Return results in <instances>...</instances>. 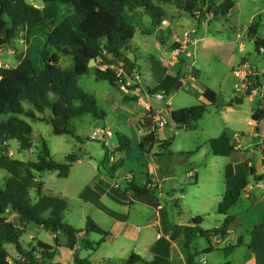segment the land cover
<instances>
[{
	"label": "trees",
	"instance_id": "trees-1",
	"mask_svg": "<svg viewBox=\"0 0 264 264\" xmlns=\"http://www.w3.org/2000/svg\"><path fill=\"white\" fill-rule=\"evenodd\" d=\"M41 8L27 0H0V47L12 44L18 30L23 32L25 49L16 54L14 67L0 66V168L9 175L0 188V264H62L55 261L56 249L60 245L58 236L64 235V244L68 249L79 245L81 249L95 250L109 235V232L97 225L89 216L85 225L77 229L64 221V212L68 205L60 195L44 193L43 182L38 180L34 171H56L59 177H67L71 163L79 156L70 153L65 162L54 161L45 143L36 161L12 158L8 152L7 141L16 139L19 149L29 150L33 144L32 127L20 117L31 120L46 121L56 135L74 134L70 120L85 113L95 118L104 117L98 110L95 98L78 86V76L92 71L97 80H106L116 85L115 71L111 65L122 62L125 73L137 70L135 61L129 59L125 49L135 33L131 17L126 10L133 11L142 7L153 20L159 23L165 18L162 4L173 5L198 23L207 18V25L219 17L228 18L236 8V0H42ZM257 22L250 23L248 34H255ZM161 41V39H158ZM255 48L264 56V40L255 39ZM105 52V53H104ZM108 54L110 56H108ZM60 55L72 56L70 68L59 65ZM94 59L96 64L89 67ZM106 64L104 69L99 65ZM254 70V69H253ZM256 72V70H254ZM138 72V71H137ZM180 76L165 75L160 83L148 88L149 93H161L168 97L180 87ZM247 92L260 89L261 84L256 75L248 76ZM205 102L193 106L171 110L170 118L176 128H188L200 120L207 112L208 106L215 102V92L209 88L203 91ZM129 98L128 96L124 97ZM27 105V106H25ZM49 110V116L44 111ZM153 113L146 111L139 121L143 127L153 125ZM264 117V108L258 104L252 113L255 131ZM171 139L162 140L160 148L170 146ZM151 130L145 135L139 148L146 153L157 142ZM125 136L119 135L116 151L129 153L130 148ZM211 152L216 156H228L236 150L231 138L225 133L208 141ZM264 168V144L259 146ZM189 153V152H188ZM108 152L105 151L99 161L98 170L113 178L116 169L122 166L120 160L109 165ZM247 174L228 186L217 205V213L224 215L220 226L204 230L201 228L202 216H196L188 224H174V230L182 233L188 250L186 264H196L194 258L200 252L193 248L196 237L208 238L212 235L224 236L235 217L228 214L236 204L244 189L252 181L264 180V172L258 174L252 164H248ZM234 174L232 164H227L224 177ZM147 181L143 185L128 184L133 193L148 192ZM17 215L19 224L7 219L6 209ZM34 223L54 235L53 244L35 239V243L25 247L21 240L23 226ZM100 235L97 241L91 240L89 234ZM6 244L14 247L16 256L6 249ZM231 248V246H230ZM210 247L203 251L209 250ZM141 262L143 264H173L169 259L155 255L150 260L131 253L126 264ZM70 264H91L87 258H80L75 252Z\"/></svg>",
	"mask_w": 264,
	"mask_h": 264
},
{
	"label": "rangeland",
	"instance_id": "rangeland-1",
	"mask_svg": "<svg viewBox=\"0 0 264 264\" xmlns=\"http://www.w3.org/2000/svg\"><path fill=\"white\" fill-rule=\"evenodd\" d=\"M28 2L42 4V0H27ZM170 4H162V9L165 11V18L168 20V25L159 23L153 20L152 16L145 12L144 8L138 7L133 11L126 10L130 15L131 22L134 25L135 33L133 38L127 44L125 54L127 57L135 61L140 74V81L136 86L130 87V92L127 94L121 91L118 86L111 85L106 80H97L92 76V71L81 75L77 79L79 87L90 93L96 100L98 110L104 112V117L95 118L89 113H85L70 120V126L74 134L78 135L77 139L72 134L56 135L52 132L51 126L46 121L31 120L28 117L21 115L26 119L32 127L33 144L29 150L19 149V144L16 139H9L7 141L8 152L12 158L27 161H36L38 154L44 142L48 148L50 157L57 162H65L66 156L74 153L79 156V159L72 162L67 177H59L56 171H34L38 180L43 182L44 193L53 195H60L66 199L67 209L64 212V221L70 223L77 229L84 227L85 218L90 216L101 220L104 214L101 210L90 202L87 195L86 188L92 184L93 177L97 172V163L101 160L104 152L107 151L109 158V165L116 164L123 160L124 164L120 167L119 180L122 185H125V180L121 175L130 174L129 181L136 185H143L151 173L152 178L155 176L163 178L161 182L163 188L160 190V180L156 182L149 181V190L155 196L160 192H172L178 198L181 213L180 217L184 219L189 213L188 210H193L199 200V195L208 192H217L218 187L223 186V173L225 170V156H213L208 144H205L207 138L218 136L223 128V125L230 118V129L234 133L244 134L247 137L250 133V125L248 119L251 120L252 107L256 102V95L254 94L250 100L247 93L243 91V87L238 95L240 97L238 104L230 111L225 105L220 106L218 109L215 107H208V113L197 122L192 123L188 128H176L171 121L164 125H159L156 120L157 115L165 112V107L172 108L188 107L198 104V99L193 92L187 91L185 88H180L178 91L173 92L170 99V104L167 102L168 98L163 96L156 97L155 93L141 94L144 100L149 102L153 115V130L157 132L158 139L168 140L171 139L169 147L165 148L164 154L160 153V140L156 142L154 151V158L139 148V140L149 131L150 127H143L134 119L130 120L133 114V105L137 108L144 110L133 99H125V96L134 98L136 96L134 90L142 85L154 84L150 80V61L149 55L157 58L158 53L155 50V40L159 39L161 35H166L168 41L171 43L167 46L172 54L176 56L185 54L190 63L184 66H191L196 59L197 63H201V80L203 85H210L212 90H216L217 84H233L234 90L238 88L241 80L232 74V70L240 66V63H246L252 69L256 70L262 89L257 92L260 103L264 105V56L255 48V39L264 40V0H236V8L232 15L219 17L217 20L212 21L210 26L207 25V18H203L199 23L194 21L193 18L185 17L188 23L182 26H175L173 20L170 19V13L175 18L174 14H179L174 10V6ZM41 5L38 7L41 8ZM170 9H172L170 11ZM181 14V11H179ZM257 22L255 34H248V26L250 23ZM200 23H204L201 25ZM194 26V28L192 27ZM189 31V39L193 38L192 35L196 33L197 36L205 35L211 37L212 40L206 44L204 52L194 53L192 46L184 45L183 32ZM194 31V33L192 32ZM168 32V33H167ZM175 32V33H174ZM172 33L176 36L173 42ZM181 36H177V34ZM164 41V40H162ZM187 46V47H186ZM197 47V46H196ZM25 45L23 43V32L18 30L13 39L12 44L6 47H0V66L14 67L17 64L16 54L23 52ZM178 49V50H177ZM191 51V52H190ZM239 61V62H238ZM237 62L232 68L231 65ZM73 64L72 56L60 55L59 65L64 68H70ZM104 64L99 65L103 68ZM230 71V79L227 74ZM181 74V73H180ZM180 76V84H187L189 76L182 73ZM199 81V80H198ZM245 84V83H244ZM216 86V87H215ZM146 91V90H145ZM149 92V91H148ZM223 93V92H222ZM222 93L220 95H222ZM132 96V97H131ZM221 98V96H219ZM27 106V105H25ZM46 116H49V110L44 111ZM140 120L142 117L139 118ZM99 128L102 131L110 129L113 133L111 138L106 141L101 139H91L90 134L92 130ZM124 134L128 140L130 151L126 152L116 151L115 145H118L119 135ZM157 139V140H158ZM186 154L183 152H190ZM1 154V151H0ZM111 156L113 158L111 159ZM157 157V158H155ZM231 160V159H230ZM238 160V156L236 157ZM240 162V161H239ZM196 169L197 185H193L189 173L191 167ZM199 169V170H198ZM242 172V167L238 168ZM124 173V174H123ZM9 174L0 168V188L3 187L5 178ZM208 175H212L213 182L208 184ZM161 179V180H163ZM129 182V183H130ZM181 186L184 191L178 189ZM174 187L176 191L168 190ZM208 188V191L205 190ZM128 189V187H127ZM125 189V190H127ZM174 200L170 201L169 209L176 215L177 208L173 206ZM237 211V207L230 210V214ZM6 216L15 224H19L17 215L14 211L7 208ZM222 215V214H221ZM217 212H210L205 218L203 228H213L222 222V216ZM102 221V220H101ZM202 225V224H201ZM53 234L44 228L37 226L34 223H28L23 226V233L21 235L22 243L25 247L28 244H34L35 239L45 241L53 244ZM92 236L100 237L99 234L93 233ZM59 243L64 241V235L58 236ZM59 247V246H58ZM56 249V255L59 252ZM6 249L13 256H16L15 249L12 245L6 244ZM243 249L237 251L238 255L231 254L243 264ZM67 252L65 249L63 254ZM55 261L62 264H70L66 256L56 257ZM73 260V259H72Z\"/></svg>",
	"mask_w": 264,
	"mask_h": 264
},
{
	"label": "crops",
	"instance_id": "crops-1",
	"mask_svg": "<svg viewBox=\"0 0 264 264\" xmlns=\"http://www.w3.org/2000/svg\"><path fill=\"white\" fill-rule=\"evenodd\" d=\"M33 4L36 6H42V4ZM170 6L171 5H169V7ZM171 10L172 9H170V11ZM172 11L177 12L178 10L174 8ZM169 13L170 19L173 20L175 26H182L183 24L188 23L187 19L185 18L188 17L187 15L181 14L178 11L177 13L179 14H174V18L171 16L172 12ZM200 24L204 25V23ZM192 27L194 28V26ZM196 34L197 31L192 35L193 38H197L198 40L196 45L193 46V51L194 53H196V51L197 53L204 52L207 42L212 39L209 36H197ZM171 36L173 38L172 41L174 42L176 40V36H174L173 33ZM177 36L181 35L177 34ZM159 37L161 41L156 39L154 45L155 50L158 53V57L155 58L153 55H149L150 80H153L154 84H140V86L137 88V92H135L136 96L133 99L137 105L139 104L144 109L141 110L135 105L132 107L134 112L130 117V120L134 119L138 123L140 121L139 118L142 117L146 111H151L153 114H155L152 110V107L149 105V102L144 100L141 94H144V96L150 94L148 92V88H152L153 86L160 83L165 75L175 76L177 74L181 75L184 73L185 75L189 76L187 84H180V87L174 92L178 91L180 88H185L187 91L193 92V94L198 99V103L205 102V99L202 95L205 88L211 89L210 85H203L204 83L201 80V63H197L196 59H194V62L191 66H184V64L190 63L188 57L185 56L184 53L178 56H173L172 51H170L171 49H169L167 46L171 42L168 41L166 35H161ZM236 63L237 62L232 64L231 68ZM136 69L139 72L138 67ZM230 71L231 69H229L227 74L229 79ZM92 76L95 78L93 72ZM233 84L237 83L233 82ZM233 84H231V93L230 84H217V87L215 86L217 88L216 90H213L216 95L215 102L211 105V107L218 109L220 106L225 105L230 111V108H233L236 104H238L240 99L238 95L240 92H242L238 90H241L242 85L239 84L238 88L234 90ZM243 92L246 94L247 91L244 90ZM221 93L222 95H220ZM171 94L167 97V102H169V104L173 95ZM219 96H221V98ZM248 97H251L250 100H254L252 95H248ZM256 98V102L251 111V120L248 119L251 128L247 137H245L244 134L237 132L234 133L233 130L230 129V118L223 125L221 131V133L225 132L231 138L232 143L236 148V150L230 155L224 157L226 159L225 167L227 164L233 165V176L226 179L223 173V186L218 187V191L215 193L212 191L208 192L207 194L202 193L199 195V200L195 208L192 211L188 210L189 213L186 217H184V219L180 217V213L182 211L180 209V205L178 204V198L173 192L171 194L165 192L164 194L166 196L160 192L158 196H155V194L150 192L153 190H149L150 186H148V192L133 193L131 190L127 189L130 182L129 179H131L130 174L123 173L124 175H121L122 179L125 180V185H122L118 175L120 168L116 169L113 174V178H109L104 171L98 170V161L97 172L93 177L94 181L89 188H86V190L88 193H90V195H87L88 199L101 210V212L104 214V218H102L101 221L94 217H89L101 228L108 231L109 235L95 250L81 249L79 245H76L73 249H68L63 246L65 241L64 239V241L60 243L58 247V258L61 256H66L68 262L72 263L73 254L76 252L80 258H87L91 264H126L128 256L131 253H135L140 255L145 260H150L153 256L159 255L169 259L173 264H186L188 250L185 246V238L182 233L174 230V224H188L192 218L196 216H202L201 228L207 230L208 228H203V224L205 222L204 217L210 212H217V205L228 186L237 181L240 177L248 175L246 166L247 160H250L248 164H252L258 174L264 172L262 165V155L259 149V146L264 144V117L257 124L258 131H255L254 127L256 123L252 120L253 110L258 104H260V100L257 95ZM173 109L177 108H172L171 105L165 107L166 112H170ZM208 112H210L209 109L206 113ZM149 127L150 129L145 135L153 130V125ZM153 131L157 140V132H155V130ZM120 135L125 136L124 134ZM111 137L112 136L109 138ZM211 138L214 137L207 138L205 144H208V141ZM159 140L160 139H158V141ZM140 141L141 139L138 143H140ZM117 146L118 145H115L114 148ZM154 147L155 145H152L151 149H148L147 152L148 156L152 158H154V153L156 152L154 151ZM164 151L166 150L161 149L160 153L163 155ZM183 153L187 154L188 152ZM190 153L191 151L188 154ZM212 155L214 156L213 153ZM237 156L238 160H236ZM112 158L113 156H111V159ZM187 166L191 167V169L187 172L191 178L190 182H192L193 185H197L198 173L196 174V169H192L191 164ZM239 167H242V172L238 171ZM208 177V184H211L213 182L212 175H208ZM158 179L160 180V183L164 181L162 177L159 178L155 176L152 178L150 173L148 175L147 181L156 182L159 181ZM162 188L163 185L161 183L160 190ZM178 189L184 191L181 186ZM178 189H175L174 187L168 188V190L171 191H176ZM205 191L207 192L208 188ZM171 200H174L173 206L177 208V211H175L176 215L174 216L173 212H170L169 209ZM235 207H237V211L230 214V210ZM230 210L228 211V214L234 216L235 220L230 225L227 233L224 236L212 235L208 238L196 237L193 239V248L200 252L194 258L196 264H242V261L240 263L239 260L234 257L236 254L238 255L237 251L241 249L243 250L240 253L248 256L247 258H243V264H264V180L252 181L249 185H247L239 200L230 208ZM221 216L223 221L225 216ZM221 223L213 228L220 226ZM92 235L93 233L89 234L88 236L91 240L97 241L100 239V237H94ZM52 237H54V235ZM208 247H210L209 250L203 251ZM64 249L67 252L63 254ZM231 254H234L233 258L230 257ZM133 264L143 263L137 262Z\"/></svg>",
	"mask_w": 264,
	"mask_h": 264
},
{
	"label": "built area",
	"instance_id": "built-area-1",
	"mask_svg": "<svg viewBox=\"0 0 264 264\" xmlns=\"http://www.w3.org/2000/svg\"><path fill=\"white\" fill-rule=\"evenodd\" d=\"M161 22H162V24L168 25L167 19H163ZM192 32L194 33V31H192ZM189 34H190L189 31L183 32V37H184L183 43H184V45L187 44V46L190 45L193 48V46L196 45L198 40H197V38L189 39ZM108 56H110V55L108 54ZM174 56H176V54H174ZM105 67H106V64L103 65L102 69H104ZM111 67L115 71V79H116V84H117L118 88L127 94L130 92V87L136 86V83L140 81L139 72H137V70H133L129 74L125 73V71L123 70V67H122V62H119L117 65H111ZM232 74L241 80L242 87L247 91V85L249 84L248 76L256 75V72L252 69V67L248 66L246 63H240V66H238L232 70ZM260 89H262V88H260ZM260 89H252L249 93L252 96L254 94L257 95L256 93L259 92ZM135 91H137V88L134 90V92ZM156 97H162V94L156 93ZM259 105H260V107L264 108V105H262L261 103ZM156 120L158 121V124L162 126V125L168 123L169 121H171L170 113L166 112V111L160 112L157 115ZM110 136H112V131L110 129H107V130L101 132V130L99 128H95L94 130H92V132L90 134V138L93 140L101 139L103 141H106V139L109 138Z\"/></svg>",
	"mask_w": 264,
	"mask_h": 264
},
{
	"label": "water",
	"instance_id": "water-1",
	"mask_svg": "<svg viewBox=\"0 0 264 264\" xmlns=\"http://www.w3.org/2000/svg\"><path fill=\"white\" fill-rule=\"evenodd\" d=\"M95 64H96L95 60H94V59H91V60L89 61V63H88V66H89V67H93V66H95Z\"/></svg>",
	"mask_w": 264,
	"mask_h": 264
}]
</instances>
